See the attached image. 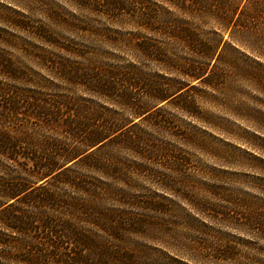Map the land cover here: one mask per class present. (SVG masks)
Listing matches in <instances>:
<instances>
[{
    "label": "rangeland",
    "instance_id": "1",
    "mask_svg": "<svg viewBox=\"0 0 264 264\" xmlns=\"http://www.w3.org/2000/svg\"><path fill=\"white\" fill-rule=\"evenodd\" d=\"M193 1L0 0V264H264V0Z\"/></svg>",
    "mask_w": 264,
    "mask_h": 264
},
{
    "label": "trees",
    "instance_id": "2",
    "mask_svg": "<svg viewBox=\"0 0 264 264\" xmlns=\"http://www.w3.org/2000/svg\"><path fill=\"white\" fill-rule=\"evenodd\" d=\"M173 2H174V0H173ZM193 5L194 6L200 5V0L193 1ZM230 16L231 15H227V17H226V12L224 13V12L220 11V14H218V19H219L220 23H222L224 25V24H227L228 23V21L231 18ZM200 75H201V73H200L199 70L194 71V76L195 77H199ZM162 99H165V97L163 96ZM141 113L142 112H140L139 110L138 111H135V114H137V116L141 115ZM93 135H95V134H93ZM0 136H2V135H0ZM91 137H92V135H91ZM91 137L90 136L89 137L88 136L86 137V138H88V143L87 144L90 145V146H94L95 144H97L98 142L102 141L105 138L104 136H100V135L97 136L95 139H93ZM5 142H4V140L2 141L0 139V149L2 151L6 150V151H8L10 153L16 152L15 151L16 143H14L12 141L10 143H8V142L5 143ZM23 143H25V141ZM27 149H29V148H27ZM47 155L43 159L41 157L39 159L38 156L33 159L34 162L36 163V167H39V166H42L43 167L42 168L43 171H41L39 173V175H40V178L39 179L48 176L56 168L55 163L52 161V159H50V156L49 155L47 156ZM41 162H43V163H41ZM17 193H19V192H17ZM10 196H11V198H13V197L16 196V194H12Z\"/></svg>",
    "mask_w": 264,
    "mask_h": 264
}]
</instances>
